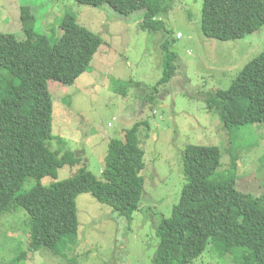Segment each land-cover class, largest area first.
<instances>
[{"label": "rangeland", "instance_id": "374dc122", "mask_svg": "<svg viewBox=\"0 0 264 264\" xmlns=\"http://www.w3.org/2000/svg\"><path fill=\"white\" fill-rule=\"evenodd\" d=\"M203 0H170L160 18L164 32L142 29V11L121 15L104 3L80 4L75 0H0V32L24 39L20 7L35 15L36 35L59 37L60 22L67 13L97 34L102 43L88 68L72 84L49 80L53 100V133L74 166L65 164L56 180L69 178L81 166L97 178L105 166L108 144L124 139L125 131L140 122L138 132L145 167L139 208L131 219L88 192L76 197L77 240L54 256L49 251L28 252L23 264H152L159 237L157 224L169 218L179 202L185 177L183 150L191 145H215L221 149L220 170L231 157L237 159V187L244 192H264V123L226 128L207 100L227 89L244 65L264 49V25L244 38L220 40L202 34ZM169 39L177 54L176 75L159 86L153 103H145L138 83L154 89L163 72L160 42ZM133 102H137L132 107ZM148 123V129L146 127ZM49 185L53 178H43ZM0 216V264H9L29 243L28 213ZM26 216V222H25ZM189 264H240L235 253L220 255L209 242Z\"/></svg>", "mask_w": 264, "mask_h": 264}, {"label": "trees", "instance_id": "16d2710c", "mask_svg": "<svg viewBox=\"0 0 264 264\" xmlns=\"http://www.w3.org/2000/svg\"><path fill=\"white\" fill-rule=\"evenodd\" d=\"M80 4H108L121 15L142 11L140 27L164 32L170 0H75ZM30 6L20 7L25 33L0 32V216L28 215L29 243L9 264H23L28 252L49 251L54 256L77 240L76 197L91 193L119 216L131 219L139 208L145 167L138 132L141 123L113 138L97 178L79 167L72 176L56 180L58 169L78 163L60 156L64 147L51 149L52 141L64 139L53 133V100L49 80L72 84L88 68L102 39L81 26L72 13L63 16L59 37L36 35ZM264 25V0H203L200 28L207 37L220 40L244 38ZM163 72L158 84L143 101L150 104L159 86L176 75L177 54L169 39L160 42ZM216 107L226 128L264 123V49L249 60L227 89L207 100ZM148 123H146V127ZM148 129V127H147ZM222 152L215 145L187 146L182 153L183 185L179 202L169 218H161L159 243L152 264H189L208 243L220 255L235 253L240 264H264V192L253 194L237 187V159L231 157L220 170ZM53 181L44 185L43 178ZM26 222V216H25ZM0 228L3 229L1 223Z\"/></svg>", "mask_w": 264, "mask_h": 264}, {"label": "crops", "instance_id": "0c3cea01", "mask_svg": "<svg viewBox=\"0 0 264 264\" xmlns=\"http://www.w3.org/2000/svg\"><path fill=\"white\" fill-rule=\"evenodd\" d=\"M137 86L138 87L136 88V93H137V91H140L141 93H144V94H141V98H143V96L148 92L149 89L146 88L145 85H143V83H138ZM136 103L137 102H133L132 107H134Z\"/></svg>", "mask_w": 264, "mask_h": 264}]
</instances>
